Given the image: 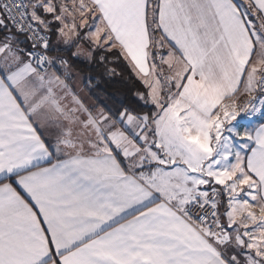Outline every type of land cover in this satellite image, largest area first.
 <instances>
[{"label": "snow or ice", "instance_id": "6c2138e0", "mask_svg": "<svg viewBox=\"0 0 264 264\" xmlns=\"http://www.w3.org/2000/svg\"><path fill=\"white\" fill-rule=\"evenodd\" d=\"M0 264H264V0H0Z\"/></svg>", "mask_w": 264, "mask_h": 264}, {"label": "trees", "instance_id": "16d2710c", "mask_svg": "<svg viewBox=\"0 0 264 264\" xmlns=\"http://www.w3.org/2000/svg\"><path fill=\"white\" fill-rule=\"evenodd\" d=\"M80 68L83 70L84 75L98 74V72H93L91 66L86 67L84 65H80ZM101 88L103 89V92L98 93L101 96V99H105L104 93H107L116 99H124L126 96L130 95L132 84L127 79V74L125 72L124 75H119L111 79H102Z\"/></svg>", "mask_w": 264, "mask_h": 264}]
</instances>
